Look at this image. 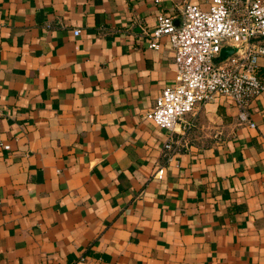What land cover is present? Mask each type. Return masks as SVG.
I'll return each mask as SVG.
<instances>
[{
	"label": "crops",
	"instance_id": "0c3cea01",
	"mask_svg": "<svg viewBox=\"0 0 264 264\" xmlns=\"http://www.w3.org/2000/svg\"><path fill=\"white\" fill-rule=\"evenodd\" d=\"M184 1L0 0V264H264V89L145 115Z\"/></svg>",
	"mask_w": 264,
	"mask_h": 264
},
{
	"label": "built area",
	"instance_id": "2783aa9c",
	"mask_svg": "<svg viewBox=\"0 0 264 264\" xmlns=\"http://www.w3.org/2000/svg\"><path fill=\"white\" fill-rule=\"evenodd\" d=\"M179 14L177 19L171 13L158 14L152 29L150 46L158 47L165 34L174 48L175 76L146 117L169 130L180 123L185 131L192 124L185 114L224 96L238 108L240 120L254 125L248 106L264 89L258 74V58L264 54V0H208L206 7L185 0ZM222 46L235 50L220 60Z\"/></svg>",
	"mask_w": 264,
	"mask_h": 264
},
{
	"label": "water",
	"instance_id": "95a60500",
	"mask_svg": "<svg viewBox=\"0 0 264 264\" xmlns=\"http://www.w3.org/2000/svg\"><path fill=\"white\" fill-rule=\"evenodd\" d=\"M235 50L232 46H222L219 52V59H225L227 56H229L233 51Z\"/></svg>",
	"mask_w": 264,
	"mask_h": 264
}]
</instances>
